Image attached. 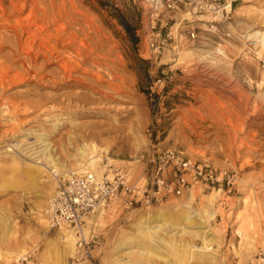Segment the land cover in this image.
<instances>
[{"label":"rangeland","instance_id":"374dc122","mask_svg":"<svg viewBox=\"0 0 264 264\" xmlns=\"http://www.w3.org/2000/svg\"><path fill=\"white\" fill-rule=\"evenodd\" d=\"M52 1L56 14L60 10L72 17L73 30L84 29L86 43L99 35L97 49L104 58L93 69L105 79L96 83L86 75L95 91L56 86L51 82L54 63L40 84L34 78L0 84V264H11L21 252L30 255L32 264L40 256L42 264H91L77 252L65 255L60 243L50 244L58 228L43 227L49 203L43 194L53 187L43 182L26 190L17 187V179L24 185L28 179L5 152L16 143L29 146L34 133L49 131L53 121L62 123L50 137L60 171L63 165L79 168L76 148L95 143L102 147L99 165L124 166L131 182L139 184L147 158L168 147L235 172L236 184L219 191L217 216L208 226L220 238L214 244L218 259L264 264V255L259 259L264 251V51L249 37L255 30L264 32V0H38V5L49 7ZM11 3L0 0V74L15 37L4 18L13 25L28 22V9L4 14L2 8ZM120 19L135 27L137 44ZM210 192L194 189L193 204L200 211L209 208L205 194ZM149 208H105L103 222L92 233L99 240L92 255L100 264H138L133 253L115 248L121 233ZM159 232L202 244L189 233ZM143 259L145 264H173L156 256Z\"/></svg>","mask_w":264,"mask_h":264},{"label":"bare ground","instance_id":"6f19581e","mask_svg":"<svg viewBox=\"0 0 264 264\" xmlns=\"http://www.w3.org/2000/svg\"><path fill=\"white\" fill-rule=\"evenodd\" d=\"M154 1L159 3L161 0ZM39 3L38 0H12L11 7L8 9H3L1 4L4 14L6 10L11 14L22 13L26 9L29 12L28 22L19 21L13 25L7 18H4V23L13 30L15 37L11 47V58L6 65L3 64L1 67L0 84L6 86L7 83L15 84L28 78H34L36 84H40L46 75L45 69L55 63L57 69L53 71L51 79L53 84L56 86L61 84L87 86L95 91V86L90 83L86 75H91L90 79L93 78L92 81L96 83L105 79L100 71L93 69V65L102 63L100 61L104 58L97 49V44L100 42L99 35L96 34V40L93 39V43H86L84 39L88 36L87 33L80 27L73 30L72 17L61 13L60 10L57 12L59 14H56L57 9L53 1L49 7H40ZM224 8L229 9L230 4L227 2ZM82 35L85 38H82ZM249 37L256 38L262 47L260 51L262 53L264 32L255 30ZM218 51H223L221 46ZM185 54L191 55L192 51H187ZM86 61H90L91 65H86ZM14 66H18L17 70L11 73ZM76 95H78L77 98L82 97L80 94ZM61 124L53 121L49 131L35 132L36 139L29 141L30 145L27 147L16 143L15 146L5 150L28 179L27 185H24L21 179H17L16 186L25 190L29 187L36 188L39 182L45 183L48 187L52 186L53 189L49 193L43 194L44 197H49V201L56 194L59 174L64 173L68 176L70 171V168L65 165L62 171L59 170L62 165L60 166L59 157L53 153L56 147L50 139L51 133L58 130ZM32 131L29 133H33ZM101 151L102 147L97 144L85 143L76 148L74 160L79 168L95 169L102 161ZM219 191L216 189L205 194L209 208L202 207L201 211L193 204L194 191L184 195V199H181L179 203H165L156 208L148 207L149 209L136 216L128 228L121 233L115 250L123 249L128 253H133V261L138 264H145L143 258L153 256L173 264H226L224 259H218L219 246H214V244H220V238L208 227L209 222L217 216L215 201ZM105 210V208L101 209L86 218V224L81 231L83 236L92 235L96 226L103 222ZM43 227L47 231L51 230L49 223ZM160 230L170 232L171 235L189 233L193 239L200 238L202 244L188 240L177 241L171 239L170 235L160 234ZM78 238L73 229L61 227L57 230L55 237L50 239V244L60 243L63 245L65 255L73 254L78 251L76 244ZM23 254L21 252L19 255ZM52 254L48 255L53 256ZM43 259L44 257L40 256L35 264H42Z\"/></svg>","mask_w":264,"mask_h":264},{"label":"built area","instance_id":"2783aa9c","mask_svg":"<svg viewBox=\"0 0 264 264\" xmlns=\"http://www.w3.org/2000/svg\"><path fill=\"white\" fill-rule=\"evenodd\" d=\"M145 170L142 184L131 182L124 166L110 162L95 169H72L68 176L59 174L56 194L47 206L50 227L73 229L79 237L78 256L91 264H100L92 255L93 247L99 243L97 235L85 237L81 231L88 216L106 208L113 200L119 199L124 209L135 210L188 195L196 188L230 191L237 181L235 172L219 168L207 159H194L173 147L158 150L147 158ZM260 255L259 259L263 260L264 251ZM11 264H32V260L30 255L23 254Z\"/></svg>","mask_w":264,"mask_h":264},{"label":"trees","instance_id":"16d2710c","mask_svg":"<svg viewBox=\"0 0 264 264\" xmlns=\"http://www.w3.org/2000/svg\"><path fill=\"white\" fill-rule=\"evenodd\" d=\"M120 22L124 25L128 33L130 34L131 40L134 44H137L139 41V37L135 32V27L131 25L129 22L120 19Z\"/></svg>","mask_w":264,"mask_h":264},{"label":"crops","instance_id":"0c3cea01","mask_svg":"<svg viewBox=\"0 0 264 264\" xmlns=\"http://www.w3.org/2000/svg\"><path fill=\"white\" fill-rule=\"evenodd\" d=\"M181 197H184V195L183 196H181ZM181 197H171V198H169L168 200H166L165 202H163V203H161L160 205H162V204H164V203H169L170 202V200H172V199H179V198H181ZM181 200V199H180ZM112 205H116L117 206V209H122L123 210V207H122V205L120 204V201H119V199H115V200H113L107 207H110V206H112Z\"/></svg>","mask_w":264,"mask_h":264}]
</instances>
